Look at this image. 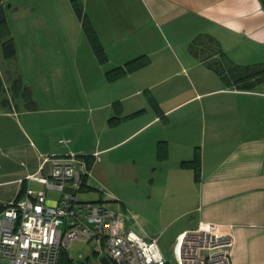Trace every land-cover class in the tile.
I'll return each mask as SVG.
<instances>
[{
  "label": "crops",
  "instance_id": "1",
  "mask_svg": "<svg viewBox=\"0 0 264 264\" xmlns=\"http://www.w3.org/2000/svg\"><path fill=\"white\" fill-rule=\"evenodd\" d=\"M81 1L109 69L149 58L112 80L105 70L112 95L102 106L114 104L119 117L137 112L113 124L104 119L110 129L121 127L120 141L143 133L162 190L156 200H169V222L189 217L172 236L201 221L219 223L233 234L231 264H264V80L237 88L208 66L220 52L235 64L264 63V0ZM160 141L165 154L158 158ZM196 150L198 179L181 166ZM143 237L159 241V234Z\"/></svg>",
  "mask_w": 264,
  "mask_h": 264
},
{
  "label": "rangeland",
  "instance_id": "2",
  "mask_svg": "<svg viewBox=\"0 0 264 264\" xmlns=\"http://www.w3.org/2000/svg\"><path fill=\"white\" fill-rule=\"evenodd\" d=\"M62 1L0 0L14 45V53L5 54L0 39V203L13 200L21 187L43 188L17 180L35 170L41 156L68 151L89 155L91 187L82 188L77 197L108 199L126 228L143 236L159 234L160 249L173 262L171 245L177 235L172 233L189 217L169 222V200H156L162 190L153 158L145 153L143 133L120 141L121 127L106 124L118 108L102 106L112 95L104 77L110 66L97 62L72 6ZM48 168L47 163L44 171ZM58 195L46 191L49 201ZM96 248L98 240L77 237L63 251L69 264H99L103 254Z\"/></svg>",
  "mask_w": 264,
  "mask_h": 264
},
{
  "label": "built area",
  "instance_id": "3",
  "mask_svg": "<svg viewBox=\"0 0 264 264\" xmlns=\"http://www.w3.org/2000/svg\"><path fill=\"white\" fill-rule=\"evenodd\" d=\"M90 170L83 154L73 151L40 157L35 171L19 181L43 188L27 186L0 209V264H60L61 251L77 237L98 240L95 251L109 264H231L233 234L207 221L180 232L171 245L173 262L167 259L157 238L126 228L108 199L77 197ZM48 189L59 192L55 200L47 199Z\"/></svg>",
  "mask_w": 264,
  "mask_h": 264
},
{
  "label": "trees",
  "instance_id": "4",
  "mask_svg": "<svg viewBox=\"0 0 264 264\" xmlns=\"http://www.w3.org/2000/svg\"><path fill=\"white\" fill-rule=\"evenodd\" d=\"M72 6V9L80 21V25L85 32L87 40L92 48L96 59L103 63L107 60V55L98 39L96 31L84 11L83 4L81 0H69ZM0 39H3L2 48L5 54H13L14 53V45L12 42V38L10 37V30L7 25V22L4 18V15L0 12ZM220 60L217 63H210L208 66L212 68L221 78L230 83L233 87L237 88H252L258 82L264 80V63H253L247 65L235 64L231 60L227 59L222 52H220ZM149 62V58L146 55H140L134 57L128 61H126L123 65L113 67L106 71V77L110 80L127 74L135 69H138ZM149 101L155 112L158 114H162V110L158 106L156 100L153 96H149ZM119 108L117 109V112ZM137 113V112H135ZM133 114L128 116L119 117L114 115L109 118L110 124L115 123L120 119H126ZM165 154V145L162 141L158 143L157 146V157L161 158ZM84 158L88 162V169H90L93 165V160L89 155L83 154ZM181 166L191 167L194 172L195 179L199 178L200 173V154L199 151L196 150L194 152V156L192 159L181 161ZM85 187H91L88 184L87 180L84 182ZM22 187L18 190L17 194H20L22 191ZM4 203H0V209L3 207ZM69 258L65 256L64 251H61L60 254V264H69Z\"/></svg>",
  "mask_w": 264,
  "mask_h": 264
},
{
  "label": "water",
  "instance_id": "5",
  "mask_svg": "<svg viewBox=\"0 0 264 264\" xmlns=\"http://www.w3.org/2000/svg\"><path fill=\"white\" fill-rule=\"evenodd\" d=\"M101 261L108 263V260L105 257H101Z\"/></svg>",
  "mask_w": 264,
  "mask_h": 264
}]
</instances>
